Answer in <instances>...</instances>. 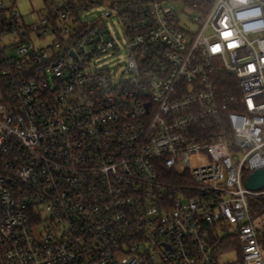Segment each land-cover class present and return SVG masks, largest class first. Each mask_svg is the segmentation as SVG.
Here are the masks:
<instances>
[{
    "label": "built area",
    "instance_id": "obj_1",
    "mask_svg": "<svg viewBox=\"0 0 264 264\" xmlns=\"http://www.w3.org/2000/svg\"><path fill=\"white\" fill-rule=\"evenodd\" d=\"M17 1L0 0V264H264V190L245 187L264 0H43L29 25Z\"/></svg>",
    "mask_w": 264,
    "mask_h": 264
},
{
    "label": "rangeland",
    "instance_id": "obj_2",
    "mask_svg": "<svg viewBox=\"0 0 264 264\" xmlns=\"http://www.w3.org/2000/svg\"><path fill=\"white\" fill-rule=\"evenodd\" d=\"M174 3H175L174 6L179 14V24L189 31H192V32L195 31L197 26L196 24L191 23L190 19L187 16L188 12L184 10V8L181 6V3L179 1H176ZM16 7L26 25L33 23V21L37 18L35 11L43 12L46 9L43 0H18L16 2ZM101 9L102 8L99 7V9H97V11L94 12V14L96 15L97 12H99ZM111 20L115 21L114 19H111ZM115 29L119 33L117 24H115V27L113 28V30ZM2 40L4 44L8 45L10 42L16 41L17 39L13 35H9V36L4 37ZM46 43H48V40H44L41 44H46ZM105 61L113 65L117 69V72H120L121 66L117 65L118 59L116 57H110L106 59ZM261 221L262 223H264V216H261ZM261 249H262V256H264V245H262ZM218 260L220 264H238L239 263L238 254L236 253L235 250H231V249H226V251L222 252V254L218 257Z\"/></svg>",
    "mask_w": 264,
    "mask_h": 264
},
{
    "label": "water",
    "instance_id": "obj_3",
    "mask_svg": "<svg viewBox=\"0 0 264 264\" xmlns=\"http://www.w3.org/2000/svg\"><path fill=\"white\" fill-rule=\"evenodd\" d=\"M245 187L249 190H264V168L256 169L245 178Z\"/></svg>",
    "mask_w": 264,
    "mask_h": 264
},
{
    "label": "trees",
    "instance_id": "obj_4",
    "mask_svg": "<svg viewBox=\"0 0 264 264\" xmlns=\"http://www.w3.org/2000/svg\"><path fill=\"white\" fill-rule=\"evenodd\" d=\"M0 83V87H1ZM252 213L254 216H264V196L258 197L252 201ZM261 247L264 245V234H262L260 239ZM226 248V245L223 246Z\"/></svg>",
    "mask_w": 264,
    "mask_h": 264
},
{
    "label": "snow or ice",
    "instance_id": "obj_5",
    "mask_svg": "<svg viewBox=\"0 0 264 264\" xmlns=\"http://www.w3.org/2000/svg\"><path fill=\"white\" fill-rule=\"evenodd\" d=\"M230 35V34H229ZM215 50V49H214Z\"/></svg>",
    "mask_w": 264,
    "mask_h": 264
}]
</instances>
